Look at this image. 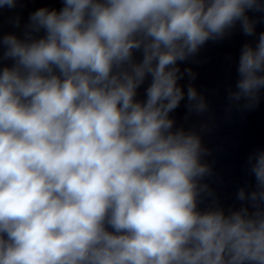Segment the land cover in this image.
<instances>
[{
  "label": "clouds",
  "instance_id": "clouds-1",
  "mask_svg": "<svg viewBox=\"0 0 264 264\" xmlns=\"http://www.w3.org/2000/svg\"><path fill=\"white\" fill-rule=\"evenodd\" d=\"M60 2L0 36V264H264V150L226 212L205 182L209 104L180 67L237 25L256 36L264 0ZM237 75L226 111L253 110L264 32ZM185 100L198 127L171 116Z\"/></svg>",
  "mask_w": 264,
  "mask_h": 264
}]
</instances>
